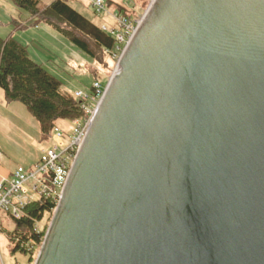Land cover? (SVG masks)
Listing matches in <instances>:
<instances>
[{
  "label": "water",
  "instance_id": "1",
  "mask_svg": "<svg viewBox=\"0 0 264 264\" xmlns=\"http://www.w3.org/2000/svg\"><path fill=\"white\" fill-rule=\"evenodd\" d=\"M33 264H264V0L153 3Z\"/></svg>",
  "mask_w": 264,
  "mask_h": 264
},
{
  "label": "trees",
  "instance_id": "2",
  "mask_svg": "<svg viewBox=\"0 0 264 264\" xmlns=\"http://www.w3.org/2000/svg\"><path fill=\"white\" fill-rule=\"evenodd\" d=\"M9 1L29 15L28 23L19 25L21 28L49 26L92 60L90 73L94 80L100 81L101 76L107 79L115 62L111 52L116 41L112 34L101 29L100 24L86 18L70 4L82 3V0H49L41 7L42 0ZM131 1H135L137 11L146 5L145 0ZM127 2L105 0L108 9L130 18L134 11ZM11 23L19 24L16 20ZM0 90L7 103L19 102L26 107L36 120L43 140H50L52 129L59 121L72 122L84 116L81 100L74 92L64 89L60 80L32 60L27 45L10 36H0ZM55 207L56 203L43 195L38 201L27 204L20 218H11L14 227L7 232L13 245L11 252L26 256L27 264L31 263L35 247L45 235L43 229L37 233L36 227L50 218ZM25 242L28 246L22 245Z\"/></svg>",
  "mask_w": 264,
  "mask_h": 264
},
{
  "label": "rangeland",
  "instance_id": "3",
  "mask_svg": "<svg viewBox=\"0 0 264 264\" xmlns=\"http://www.w3.org/2000/svg\"><path fill=\"white\" fill-rule=\"evenodd\" d=\"M6 1L7 4L1 5L0 8V36L5 37L11 31L16 32L17 40L28 46L30 58L41 64L50 74L60 80L64 89L72 92L78 89H89L94 82V77L90 73L93 66L92 60L79 51L69 40L45 24H40L39 28L28 26L23 31L21 28L16 30L11 23L12 18L22 20V13L24 15L28 14L17 8L9 0ZM48 1L42 0L40 7ZM70 4L89 20L100 25H106L108 28H114L113 19L95 15L88 0H82V3ZM5 23L7 24L5 25ZM100 81L105 83L102 76ZM3 97V92L0 90V145L7 153L6 156H2V164L8 169H12L13 173L17 166H31L39 157L41 151L52 145V140L41 139L36 120L22 103L14 102L6 105L7 102L4 101ZM57 124L63 134L71 133L73 126L71 121H59ZM4 213L1 212L2 215L6 214ZM51 217L52 214L49 219L39 223L43 231H46ZM8 222L14 227L11 218ZM7 232L8 228L6 227L5 230L0 232V261L3 264H27L26 256L19 252L14 254L11 252L13 245L8 240ZM41 244L36 245L30 264L34 263Z\"/></svg>",
  "mask_w": 264,
  "mask_h": 264
},
{
  "label": "built area",
  "instance_id": "4",
  "mask_svg": "<svg viewBox=\"0 0 264 264\" xmlns=\"http://www.w3.org/2000/svg\"><path fill=\"white\" fill-rule=\"evenodd\" d=\"M88 1L95 15L113 19L114 28L101 25V29L112 34L116 41L115 49L111 52L112 59L115 60L113 71L105 83L94 80L90 89H78L74 92L75 97L81 100L84 116L71 122L73 126L70 134H63L58 125L53 127L50 135L52 145L43 150L31 166H17L10 178L0 181V217L1 212H5L10 218H20L25 206L38 201L43 195L51 198L57 205L74 158L102 100L106 86L114 75L117 61L156 0H145L146 5L141 12L135 9L137 7L134 2L128 1V6L134 11L130 18L120 12L110 11L105 0ZM36 229L37 233L42 231L39 224ZM41 243L42 241L38 245ZM22 245L28 246V242Z\"/></svg>",
  "mask_w": 264,
  "mask_h": 264
},
{
  "label": "crops",
  "instance_id": "5",
  "mask_svg": "<svg viewBox=\"0 0 264 264\" xmlns=\"http://www.w3.org/2000/svg\"><path fill=\"white\" fill-rule=\"evenodd\" d=\"M7 1L6 0H0V8H1V5H3V4H7L6 3ZM12 20H16V19H13L12 18ZM19 24L17 25V24H15V23H12L13 25H14V27H15V29L16 30H18V29H20L21 27L19 26V25H24V24H27L28 23V21H29V15H24L23 13H22V20H16ZM7 23H5V25H6ZM34 28H39V26H37V27H34ZM22 29V31L25 29V28H21ZM8 36H10V37H13V38H15L16 40H17V38H16V32H14V31H11L7 36H5V37H8ZM2 37V36H1ZM19 41V40H18ZM23 43V42H22ZM23 44H25V43H23ZM26 45V44H25ZM3 96H4V93H3ZM4 98V97H3ZM4 101H5V99H4ZM14 103V102H13ZM9 103H6V105H8ZM43 151V150H42ZM41 151V152H42ZM3 155H7V153L5 152V150L1 147V145H0V181H2L3 179H8V178H10L11 177V174H12V169H8L4 164H2V156ZM5 214V213H4ZM2 215V214H1ZM5 215H7V214H5ZM5 215H2L1 217H0V225H1V231H3V230H5V227L6 228H8V232L9 231H12V227H13V225L11 224V223H9L8 222V220L10 219H7L8 217H10L9 215H7V216H5ZM6 233V232H5ZM8 237V236H7ZM0 264H3L1 261H0ZM16 264H18V263H16Z\"/></svg>",
  "mask_w": 264,
  "mask_h": 264
}]
</instances>
